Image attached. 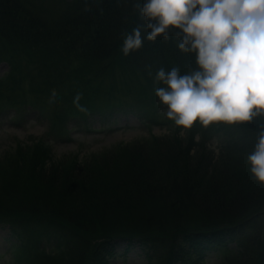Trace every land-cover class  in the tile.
<instances>
[{"label": "trees", "instance_id": "obj_1", "mask_svg": "<svg viewBox=\"0 0 264 264\" xmlns=\"http://www.w3.org/2000/svg\"><path fill=\"white\" fill-rule=\"evenodd\" d=\"M143 2L0 0V62L9 66L0 77V112L48 109L50 131L61 138L68 135L70 117L96 113L105 125L121 103L137 105L146 125L164 124L155 103V88L162 86L155 73L173 66L190 72L197 67L195 54L178 49L173 29L167 40L144 39L141 49L124 56L122 34L144 23L134 7ZM52 89L58 100L49 105ZM77 91L87 114L72 104ZM167 122L173 125L169 134H150L85 158L70 153L55 159L43 138L17 140L1 152L0 225L16 239L8 264H109L117 241L124 249L137 245L144 264H206L212 250L217 264H264V184L238 162L254 150L264 116L234 125L197 122L184 135ZM229 126L237 132L224 175H244L211 181L208 192H201L207 174L196 165L204 163L206 171L213 166L215 148L208 141L216 135V153L225 152L229 141L219 140L225 137L220 130ZM165 139L163 148H140ZM51 235L60 242L58 250L48 251L42 242Z\"/></svg>", "mask_w": 264, "mask_h": 264}, {"label": "clouds", "instance_id": "obj_2", "mask_svg": "<svg viewBox=\"0 0 264 264\" xmlns=\"http://www.w3.org/2000/svg\"><path fill=\"white\" fill-rule=\"evenodd\" d=\"M134 7L144 23L122 34L124 56L141 49L144 39L167 40L173 29L178 49L195 54L197 67L190 72L173 66L155 73L162 85L155 95L166 106L167 119L190 129L197 122L234 125L264 116V0H144ZM82 99L77 91L72 104L87 114ZM57 100L52 89L48 103ZM247 161L253 178L264 184V126Z\"/></svg>", "mask_w": 264, "mask_h": 264}, {"label": "rangeland", "instance_id": "obj_3", "mask_svg": "<svg viewBox=\"0 0 264 264\" xmlns=\"http://www.w3.org/2000/svg\"><path fill=\"white\" fill-rule=\"evenodd\" d=\"M64 4L59 6V13L62 12ZM6 70V65L0 63V75ZM166 106L163 105L161 113V121L164 124H153L152 126H145L135 115L133 111H123L124 113H116L108 120L109 128L103 130H92L89 132L84 129V122L81 118L76 117L71 119L70 125L73 126L74 130L67 135L66 138H59L55 134L48 133V122L41 121L37 119V114L25 112L22 116L20 114H15L14 110L5 111L0 113V153L4 150L12 148L17 140H22L24 142H29L39 136L46 135L49 143H47L52 149V155L55 159H60L62 156L77 153L80 158H85L91 153L100 152L106 148H111L119 144H131L137 140H141L148 137L150 134H155L157 136H164L172 131L173 125L167 122V117L165 115ZM98 115L87 117L85 121H89L92 126L97 127L99 122L97 121ZM103 128V125L100 126ZM237 128L231 126L223 128L222 132L225 133L224 138H219L220 141H229L223 147L225 152L222 154H217V150H220L218 146L217 135L214 138L209 139V147L215 148V152L210 153V162L213 166L208 167L209 170L206 171L205 164L199 163L196 165V169L199 173L207 174L206 178L201 180L202 188L201 192H208L210 187L214 184L211 183L217 181L227 180L229 177L237 178L236 176H243L244 174L238 172L237 174L224 175V171H229L230 169L226 167L228 165L227 155L231 154L227 149H233V134H235ZM186 129L181 128L179 134L184 135ZM171 137H169L170 139ZM169 139L159 141L150 145L140 146L143 149H150L151 147L163 148ZM199 139V138H198ZM173 141V140H172ZM227 152V153H226ZM192 152H190L191 154ZM128 157V156H127ZM245 166H250L248 164L247 158L238 161ZM114 164V163H113ZM90 167L83 169V171L88 170ZM89 172V171H88ZM87 172V173H88ZM84 175L86 179V175ZM7 173L2 176L5 178ZM63 181V176L60 178ZM48 187H44L40 192L46 191ZM83 190L89 189V186H81ZM86 192V191H84ZM52 199L50 197H47ZM54 201V199H53ZM12 236L9 233V229L4 226H0V264H8L10 262V254L8 252L10 242L12 241ZM50 246H54V239L51 240ZM124 244L118 243L114 250L115 256L109 258V264H144L145 260L138 246L128 247L124 251ZM48 249H51L48 247ZM219 261L218 255L215 250L209 251L204 257V262L206 264H217Z\"/></svg>", "mask_w": 264, "mask_h": 264}]
</instances>
